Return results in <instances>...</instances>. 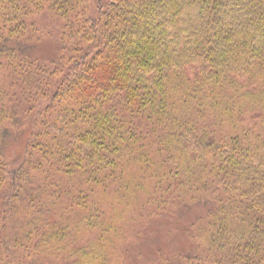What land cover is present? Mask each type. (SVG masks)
Masks as SVG:
<instances>
[{"label": "trees", "instance_id": "obj_1", "mask_svg": "<svg viewBox=\"0 0 264 264\" xmlns=\"http://www.w3.org/2000/svg\"><path fill=\"white\" fill-rule=\"evenodd\" d=\"M159 217L264 264V0H0V264H141Z\"/></svg>", "mask_w": 264, "mask_h": 264}, {"label": "rangeland", "instance_id": "obj_2", "mask_svg": "<svg viewBox=\"0 0 264 264\" xmlns=\"http://www.w3.org/2000/svg\"><path fill=\"white\" fill-rule=\"evenodd\" d=\"M40 22L45 26L49 36L41 42L38 55L42 58H54L59 49L55 22L48 17H41ZM19 146L17 152L21 151L22 146ZM144 226H147V236L145 238L139 236V242L132 243L128 252L130 256L132 255V261L138 259L141 264H162L167 259L169 264L173 253L185 252L190 247L188 227L184 221L162 220L159 217L157 221L144 223Z\"/></svg>", "mask_w": 264, "mask_h": 264}]
</instances>
